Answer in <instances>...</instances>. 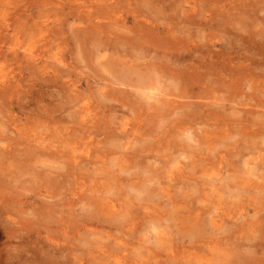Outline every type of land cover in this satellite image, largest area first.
<instances>
[{
    "label": "rangeland",
    "instance_id": "374dc122",
    "mask_svg": "<svg viewBox=\"0 0 264 264\" xmlns=\"http://www.w3.org/2000/svg\"><path fill=\"white\" fill-rule=\"evenodd\" d=\"M193 6H198L199 10L194 11ZM189 11L195 12L197 16L195 21H193L195 14ZM202 11L207 12L205 19V14L201 13ZM220 14H223V19L226 21L219 22L218 15ZM250 15L254 22L256 19L257 26L252 25L247 32L241 30L243 37L247 36L245 37L247 42H244L245 47L241 46L242 42L237 43L236 49L233 50L234 53L231 52L230 56L234 68L239 66L243 68L241 71L240 67L235 70L240 73L244 70V74L239 75L237 71L234 73H237V76H234L237 77L236 80L233 79L236 88L232 87V90L230 88L231 92L228 91V87H219V92H213L214 96L220 98L218 103L221 104H213L214 99L211 102L213 107L210 108L214 109L213 111H216L217 115L223 114L226 118L231 117L232 121L240 118L244 125H248V121L256 116L253 113L240 112V110L250 108L248 103H253L251 104L252 108L264 112V106L262 108L254 106L260 104V101H264V87L261 92L260 88L257 89L258 86L249 84L252 75H264V71H262L264 70V47L261 48L262 50L255 49V44L252 42V45L249 38L252 30H261L264 27V0H162L161 3H157L156 0H0V46L16 49L21 55L26 49L46 54L43 59L36 61L38 67L36 72H39L40 75L35 76L31 70L30 74L28 69L23 72L18 69L15 74L19 85L15 87L14 97L8 103L0 100V146L13 144L14 155L20 157V161L17 160L16 163L22 165L30 162L28 158L32 159L34 156L29 152L33 146H39L38 139L46 138L45 145L39 146L38 153L44 154L43 150L50 143L61 145V147L63 145L59 155L62 158L57 160L50 158L48 162L41 163L40 167L37 166L39 171L41 168L43 169H41V173L47 169L44 173L47 175L50 173L49 171L52 174V170L56 168L51 166L58 165L57 162L61 163L60 160L69 158L74 160L77 155H83L84 159L77 163L78 173L76 175L80 178L78 182L86 184L83 190L91 186L94 188L97 185H102L104 188L102 187L101 190L104 192L98 196L102 198L108 196L112 202L114 200L118 204V208L128 205L136 211V216L131 218L132 222H124V227H115L112 233L116 237L122 238L121 242H126L125 246L130 250V253H125L128 254L124 258L125 264L127 262H129L128 264H182L183 261L185 264L186 257L189 259L194 256H197L200 264H222L224 261L220 258H226L223 254L230 251L238 253L237 255L233 254L235 258L238 257V259L234 258V261L246 262L245 264H264V230L260 229L256 232L257 229L252 228V225L247 221L257 220L259 215L264 216V188L259 186L260 184L264 186V168H259V170L257 168L255 175L249 172L252 166H255L257 162L260 163L264 158L263 136L251 138L248 135L237 134L232 139H224L220 136L221 139L213 138L210 142L204 143L201 149L199 147L200 140L196 135H202L203 130L211 132L213 129H217L218 123L214 119H211V124L208 123V125L201 123L204 120L194 125L197 129L199 128L194 133L196 142L179 134L170 137V131L174 126H177L176 123L178 124L179 120L184 119L190 107L179 108L180 113L176 112L180 115H177L175 111L176 114H171L170 111H167L170 110L168 109L170 107L166 106V112L158 110L157 107L161 102L141 96L139 93V91L149 93L152 88L158 87L171 92V85L174 81L172 74L174 75L176 67L186 68L185 65L165 66L162 71H159L161 77L158 82L156 77L148 76L149 70L147 69L151 68L148 66L149 62L161 61L159 58L168 50L169 52H180L189 57L192 55L186 48L189 44L193 50L206 46L198 36L201 35L200 31L211 34L214 42L209 43L211 45L209 48L214 51L213 55L217 57L222 51L220 45L225 44L223 35L227 32V29L220 25L229 22L231 33L228 36H235L233 34L240 33L236 30L237 20H248ZM81 16L90 19V21L81 24L80 20L75 19ZM139 20L146 21L148 26L149 21L155 24V31L149 33L155 38L154 43H143V40L136 41L135 44L129 43V41L125 43L128 36L136 35V33L132 34L131 30ZM201 21L209 23L204 26L200 24ZM186 24L192 25L193 29ZM231 25H234V28ZM80 27L84 28L81 29L83 38L75 35V29ZM94 28L95 31L99 28L104 31L100 34L94 33V35L91 32ZM172 30L175 32L174 35L179 38L175 40L171 37L166 40L163 35H169ZM190 34L193 37L192 40H189ZM46 36L49 38L44 40ZM158 38L159 41H157ZM234 39L237 38L234 37ZM193 40L196 43H193ZM45 41H48V46H45ZM109 41L116 44L117 51L112 48L99 54L101 48ZM247 44L250 49L253 48L252 51L247 49ZM161 46H166L164 51ZM158 47H160L159 52L152 51ZM203 49L198 50L195 54V62H187L186 65L200 64L199 58L204 59L200 62L206 61L207 63L208 61L214 63L218 60L216 57L211 58V55L208 54V47ZM128 52L139 57V61H137L140 65L139 70L146 72L144 75L136 72L132 74L135 81L138 79L136 84L142 88L141 90L135 87L131 90L123 85H115L118 84L116 80L119 79L124 66L122 67L118 61H114L112 58L119 56L120 59L123 57L130 59ZM146 52H148V56H146ZM61 56L65 57L68 62H72L77 68L73 71L72 76H65L59 69L56 71L49 69L48 73H44L43 69L47 62L43 61L54 63ZM166 61L164 60L162 63L165 64ZM8 69L10 68L0 62V80ZM208 70L202 71L204 73L202 81H204L203 84L202 81L200 85L198 84L203 88L200 90L197 86L194 87L197 89L196 91H202L201 95L203 96L208 95V93L204 95V90L215 89L217 86V83H213L214 85L211 87L208 86L211 85L210 80H214V82L216 80V76L211 74L214 71ZM205 74L211 78L209 76L207 78ZM56 76L64 77L55 81ZM246 78L248 79L246 80ZM262 78V86H264V76ZM70 79L69 85L74 81H76V85L73 83L70 87L66 84ZM252 79L254 80L255 77L253 76ZM12 82L11 78V84L6 85L3 90L9 91L7 88L12 86ZM108 84L109 87H107ZM259 85L261 86V84ZM0 89L2 90V88ZM106 91H109L110 96L103 95L102 92ZM209 96H207V102L210 99ZM2 98L10 99L11 97L0 96V99ZM187 100L192 101L184 99L183 102ZM201 101L204 102L205 99ZM207 102L204 103L208 104L209 102ZM197 110L201 112L204 109ZM161 112L167 114L162 115ZM49 114L56 118V124L47 120ZM160 115L162 116L160 117ZM11 116L13 117L11 118ZM178 116L179 118H177ZM185 118L188 119V117ZM190 119L194 120L192 116ZM261 119L264 121V118ZM2 123L6 126L3 127ZM214 123L216 126H212ZM243 123L240 127L244 126ZM229 124H232L231 121ZM54 125L55 127H52ZM67 126L74 127V129L66 130ZM195 127L193 128L195 129ZM235 127L234 124L229 129L236 130L237 127ZM71 130L73 131L71 132ZM150 131L153 132V137L149 136ZM222 132L227 133L225 130ZM236 141L243 144L240 152L244 155L232 152L237 145ZM151 144L155 145L151 146ZM245 145L252 146L254 151L244 148ZM146 148L149 150L146 153H141L142 156L138 158V162L133 158L136 166L132 171L126 173L121 171L118 159L121 158L123 152H141ZM230 150L234 155L236 154L235 160L242 159L239 166L240 175L253 182L252 186L245 191L233 189L230 186L234 183H230L232 179L226 178L219 182V175L208 176L205 171V168L208 169L206 162L198 161L191 164L193 157L195 160H199L200 156L204 160L208 158L217 160L215 158L217 152L229 153ZM84 153L86 155L90 153L91 157H87ZM155 154L163 157L153 166L152 163L156 162L153 158ZM195 154L199 156H195ZM59 156L56 153L54 158ZM229 158L230 156L226 159ZM100 159L106 160V164L102 163ZM50 160L53 164L55 160V164L52 165ZM90 160L98 161V163L93 166ZM245 161H248L249 164H246ZM5 162L2 169L0 168V195L7 196L4 198L6 203L5 199L9 200L14 196L19 198L18 194L21 193L20 198L23 199V203L19 205L11 200L6 206L7 208H0V264H41V261L46 260L44 259L45 254L49 251L52 252H50L48 260L52 263H56L55 260H57L60 264H117L111 257L103 255L98 245L96 246V240L101 239V235H93L91 239L85 240V238L88 239L89 233H87L86 227L81 229L80 227L88 218L86 217V215L88 216L87 210L89 209L91 212L95 205L90 206L89 202L86 203L87 205L85 204L86 206L82 205L81 201L85 195L80 192L78 188L80 185L72 182L77 178L70 177L71 182L69 181L64 187L57 190L61 191V193L56 192L57 198H52L56 187H46L41 174L33 173L31 166L26 163L23 170H20L11 167L14 162L12 164L8 160ZM164 163L167 165L160 170L162 171L161 176H155L152 173L153 170L162 167ZM45 164H51V166ZM179 167L183 169V172L179 170ZM57 170L53 175L56 176V173L62 169ZM72 171L74 170L72 169ZM114 171L117 172L116 175ZM223 172L226 173V176L228 175L225 169ZM150 176L155 177L154 182L147 179ZM121 177L125 180L124 182L121 181ZM114 178L120 180V184H116L118 188L113 189L115 193L108 194L107 187H110V184L114 182ZM146 179L147 181H145ZM141 182L145 188L147 187L149 193L145 190L142 193H136L133 190V188H137V185L142 184ZM227 183L229 184L227 185ZM225 184L226 186H223ZM75 190L76 194L73 193ZM87 194L91 196L93 193L88 191ZM144 197L147 198L144 199ZM5 203L2 202V204ZM87 207L89 208L86 210ZM257 208L261 212L258 215H256ZM241 213H247L248 216L241 221L246 223V226L241 230L248 227L249 231L240 234L236 233L237 226L232 225L230 221L237 220ZM73 216H78L77 220L79 221H74ZM231 217L236 219L232 220ZM62 218L63 221L59 220ZM25 220L26 222H23ZM261 220L264 226V217ZM67 226L73 227L70 228L73 231H70L74 235H65L64 229ZM131 227H137V231ZM110 228L108 227V229ZM46 229L48 230L46 231ZM108 232H104L105 242L112 245L113 241L112 238H109ZM52 236L59 242L51 241L50 237ZM157 237L159 241L156 243H163L165 248L158 247L154 243ZM253 237L256 240L250 239ZM149 238L153 240L147 243L146 239ZM50 242L53 247H50ZM256 243H261L262 246L255 247L253 244ZM115 247L116 244H113L112 249L115 250ZM138 247H142L144 253L147 251L146 248L154 247L160 256L154 259H150V256L148 258L140 257L134 251ZM55 248L58 253L54 254ZM121 253L123 251L117 252L119 256L122 255Z\"/></svg>",
    "mask_w": 264,
    "mask_h": 264
},
{
    "label": "bare ground",
    "instance_id": "6f19581e",
    "mask_svg": "<svg viewBox=\"0 0 264 264\" xmlns=\"http://www.w3.org/2000/svg\"><path fill=\"white\" fill-rule=\"evenodd\" d=\"M161 1L162 0H156L157 3H161ZM248 1H250V0H248ZM193 9H194V11H198L199 10L198 9V6H195V7L193 6ZM189 12L195 14V12H193V11H189ZM201 13L205 14V17H204V19H205L207 17V12L206 11L205 12L202 11ZM186 14H187V12H186ZM222 16H223V14L218 15V20H219L220 23L226 21L225 19H223L224 16L223 17ZM121 17H122V15H121ZM212 17L215 19L214 16H212ZM212 17H211V19H212ZM196 18H197V16L195 14V16L193 17V21H195ZM75 19L80 20V23L81 24H83L86 21H90V19H87V18L82 17V16L81 17H77ZM221 19H222V21H221ZM247 19L248 20H237L238 26L236 24V27H237L236 30H238V32H240V33L237 34V35L236 34H233L235 36H231V35L228 36L231 33L230 27H229V22L227 24H225V25H222V26L220 25V27L226 28L227 29L226 30L227 32L223 35V38L225 40V44H221L220 45L222 51L219 53V55L217 57L215 55H213V52L214 51L210 50V48H209V47H211V45L209 43L211 41L214 42L213 38H211V34H206V33H203L202 31H200L201 35H198V36H200L199 38L201 39V41L205 42L206 46H201V47L196 48L195 50H193V47H191L190 44H189V46L186 47L187 49H189V53L192 54L189 57L181 54L180 52H169V50H168V51H165L162 54V56L159 58V60H161V61L149 62L150 64H148V66H150L151 68H148L147 69V70H149L148 76H150V77H156V79L158 80V82L160 81V77H161L159 75V71H162L165 66H169V65H173V66L185 65L186 68H184V69L176 67V70L174 72V75L172 74L173 72L171 73L172 76H174V81H173V84L171 85L172 86V88H171L172 91L171 92L165 91L162 87H158L156 89L155 88H152V90H150L149 93H147L146 91H139L142 88L137 86L136 81L138 82V79L135 81V79L132 78L134 76L132 74L136 72V73H140L141 75H144L146 72H143V71L139 70L140 65L137 62V61H139V57L138 56L135 57V55H133L132 52H128V55L131 57L130 59H127L126 57H123V58L120 59L119 56L112 58L114 61H118L122 65V67L124 66L123 69H122V71H121V73H120V75H119V79L116 80V83H118V84H115V82L114 83L112 82V83L115 84V85H123V86H126L127 88H129L131 90L134 87L135 88H138L139 90H136V91H139V93H140L141 96H145V97L150 98V99H155L157 102H161L160 106L157 107L158 110H161V111L162 110H164V111L167 110L165 108H167L166 106H168V107H170V108H168L170 110H167V111L168 112L170 111L171 114H173V113L176 114L179 111V108H182V107L183 108L184 107L185 108L190 107V110L189 111L188 110H185L186 112L188 111L189 113L187 112L188 114L186 113V116L184 115L185 117H188V119L184 117V119L179 120L178 121V124L176 123L177 126H174V128L170 131V137L171 136H174L176 134H179V135L186 136L187 139H189L190 141L196 142V138L194 137L195 136L194 133L199 128L197 129L194 125H196V123L199 124L203 120H204V122H201V123L203 125H204V123H205V125H208V123L211 124V121H212L211 119H214L218 123L217 129H213L211 132H209L207 130H203V134L202 135H196V136H198V138L200 140L199 147L201 149L203 148L202 146H203L204 143L210 142V140H212L213 138H215L216 140L217 139H221L222 137L224 139H226V138L232 139V137L235 136V135H237V134L248 135V136H251V138L263 136V139H264V121H263V119H261V118H264V112H260L259 110H256L257 108L256 109L252 108L253 105H251V104H253V103H248V106L250 105L249 106L250 108L248 110L247 109L240 110L241 113H243L245 111V112H248V113H253L254 115L256 114V116L254 118H252V119H250L251 116L249 114V119L250 120L248 121L249 122L248 125H246V124L244 125V123L241 122L242 120L240 118L239 119H234V121H232V118L231 117L226 118V116L223 115V114L217 115V112L216 111H213L214 109L213 110L210 109V108L213 107L211 105V102H213L214 99H215V101L213 102V104H217L218 101L220 102V98L213 95V92H219L218 91L219 90V87H222V88L223 87H228L229 88L228 91L230 90V88L232 90V87H234V89L236 88L235 87L236 84H235V81L234 80H236L237 77L235 78L234 76L235 75L237 76V73L236 74H234V73L237 71V70H235L237 67L234 68L233 67L234 66L233 65L234 63L231 64L232 63V58L230 57L232 55L231 52L234 53L233 50L236 49L237 43L240 44V42H242L241 43V46L242 47H245L244 42H247L246 41V38H245L247 36L243 37V35L241 34V30L242 31L243 30L244 31L246 30V32H247L248 29L250 30L249 27H252V25L257 26L256 19H255V22H256L255 23L253 21L251 15ZM123 20L126 21L125 18H123ZM208 23L207 22L204 23L203 21H201L200 24L206 26ZM239 25H240V27H239ZM186 26H189V28L191 27V29H193L192 25L186 24ZM231 26H232V28H234L233 27L234 25H231ZM81 29H84V28L83 27L82 28L80 27V28L75 29V35L76 36H80V37L83 38ZM102 31H104V30H101L100 28H99V30H96V31H95V28L91 30L92 34H94V33L95 34H100V32H102ZM154 31H155V24L153 22L149 21V26H148L146 21H140L139 20V21H137L135 27L131 30L132 34L133 33H136V35L134 37L128 36L127 39H125V43H128V41H129V43H134L135 44V42L136 41H139V40H141V41L143 40V43L144 42H152V43H154L155 38L152 36V34H149L150 32H154ZM127 33H128V31H127ZM174 33H175L174 30H172L169 35H163V37L166 38V40L168 38H171V37L176 40L179 37L177 35H174ZM105 35H106V33H105ZM191 36L192 35L190 34L189 40L190 39L191 40L193 39V37H191ZM234 37H236L237 39H234ZM256 37H260V38H257L256 39ZM48 38L49 37L46 36L44 38V40H47ZM249 38H250V43L253 42L255 44V47H254L255 49H257V50L259 49L260 50L261 48H263L264 47V27H262L261 30H257V29L252 30L251 31V34L249 35ZM181 39H182V37H181ZM157 41H159V38L157 39ZM45 42H46L45 43V46H48V44H49L48 41H45ZM193 43H196V41L193 40ZM253 43H252V45H253ZM60 46H62V44H60ZM161 47H163V51H164L166 46H161ZM207 47H208V50H209L208 51V54L211 55V58L213 59V58L216 57V59H218L217 61H215L216 63L215 62L213 63L211 61H208V63L206 61L200 62L203 58L202 59L199 58L198 61H199L200 64H197L196 66L195 65H190V66L186 65L187 62H190V61L191 62H195V58L194 57H195V54L198 52V50L203 49V48H207ZM112 48L117 51L116 44L109 41L107 44H105L101 48V51H100L99 54H102V52L109 51ZM159 49H160V47L155 48L153 50L151 49V50L153 52H159ZM247 49H249V50L252 51L253 48L250 49V46L247 44ZM249 53H250V51H249ZM147 54H148V52H146V56L149 55V54L148 55ZM252 54H254V53L252 52ZM43 56L45 57L46 54L35 53V51H31V49L24 50L23 55H21L20 52L18 50H16V49H11V48H7V47H4V46H0V62H1V64H4L8 68H10V69L7 70V72L5 74H3L1 76L3 78L0 80V88H2V90L0 89V96L11 97L10 99L2 98V99H0L1 101L2 100H3V102H6L7 101V103H8V102H11L12 98L14 97L15 87H17L19 85L18 84V81H16V78H17L16 76L17 75L15 74V72L18 69L21 72H23L24 70L28 69L29 71L30 70L33 71L35 73L34 74L35 76H39L40 75V74H38L39 72H36L37 69H38V67L36 65V61H38V59H43L44 58ZM255 57H257V56H255ZM242 58L244 59L245 57L243 56ZM164 60L165 61L167 60L165 64L162 63ZM233 61H234V59H233ZM249 61H251V60H249ZM43 62H47V64H45L44 69H43L44 73H48V70L49 69H54L55 71L57 69H59L60 71L63 72V74L65 76H72L73 71H75V69H77L73 65L72 62H68L66 60V58L63 57V56H61L60 58H57L56 59V62H54V63H50L48 61H43ZM26 63H27V65H26ZM240 65H242V64H240ZM239 67H240L239 70L241 71V69H243V68L241 66H239ZM206 69H209L210 71H214L211 74L216 76L215 82H214V80L211 81L209 79L210 80L209 83L211 85H208V86L211 87L212 85H214L213 83H217L216 85L218 86V87L216 86L215 89L214 88L213 89L210 88L211 89L210 90V89L207 88V90H204V92H205L204 95H206L207 93H208L207 96H209L210 94L213 95V96H209L210 97L209 100H211L210 102L208 100L209 103L206 101V99L208 97L201 95L202 94V91L198 92V91H196L197 89L194 88L195 86H197L198 89H200V90L203 88V87L198 86V84L200 85V83H201V81L203 79L202 76H204V73H202V71H204ZM254 69H256V68H254ZM2 70H4V67H2ZM31 71H30V74H31ZM262 71H264V70H262ZM237 72L239 73V75L244 74L243 73L244 70L241 73L239 71H237ZM163 73H165V72H163ZM208 74L210 75V73H208ZM208 74L207 75L205 74L207 76V78L209 76ZM251 74H253V73H251ZM258 74H260V73H258ZM245 75H247V74L245 73ZM245 75H243V76H245ZM35 76H33V77H35ZM253 76L255 77L254 80L252 79ZM263 76L264 75H260V76H258L256 74L255 75H252L249 84L251 86H254V85L256 87L258 86L257 89L260 88L261 92H263L262 90H263V87L264 86H262L263 83L261 81V80H263V78H262ZM62 77H64V76H56L55 77V81L56 80H59ZM11 78H12L13 82H12V86H10V88H7L9 91L3 90L6 85L9 86L11 84ZM243 79H244V77L242 78V80ZM247 79L248 78H246V80ZM238 80L240 81L239 77H238ZM238 80H237V82H239ZM52 81H53V79H52ZM70 81H71V79L68 82H66V84L69 85ZM203 81H202V84H203ZM206 81L208 83V80H206ZM75 82L76 81L72 82L69 86L71 87L73 85V83H75ZM246 83H248V82H246ZM242 84L244 85V83H242ZM259 84H261V86ZM75 85H76V83H75ZM115 85H113V86H115ZM107 87H109V84H108ZM204 87H205V84H204ZM104 88L106 89V87H104ZM159 88H161V89H159ZM205 89H206V87H205ZM175 90L177 92H174ZM208 90L211 91V92H209ZM231 90H230V92H231ZM206 91H208V92H206ZM102 93H103V95L105 97L110 96L109 91L102 92ZM226 95H228V94H226ZM222 96H224V95H222ZM255 96L256 95L254 94V97ZM251 97H253V96H251ZM179 99H183V100L184 99L185 100L186 99H189V100H192V101H188L187 100L186 101L187 103H186V102H183V100H179ZM203 99H205L204 102H207L208 104H205L204 102H202L201 100H203ZM222 100H223V98H222ZM241 100H244V99H241ZM251 100H252V98H251ZM240 102H238V103H240ZM218 104L220 105L221 103H218ZM262 104H264V101L263 100L260 101V104H257V105H254V106L255 107H259V108L261 107L262 108L264 106ZM172 108H173V110H171ZM199 108L204 109V110L201 111V112H199L197 110ZM228 108H231V107H228ZM174 111L175 112L177 111V112L175 113ZM238 112L239 111L237 110V113ZM69 113H71V112L69 111ZM178 113H180V111ZM178 113H177V115H180ZM164 114L166 115L167 113H162V115H164ZM168 114H170V113H168ZM184 114H185V112H184ZM214 114H215V116H214ZM49 115H50L49 117L47 116L48 117L47 120L50 123L56 124V118L54 116H52L51 114H49ZM97 115H99V114H97ZM162 115H160V117ZM191 116L193 117L194 120H191L190 119ZM3 117H6V116H3ZM12 117L13 116H11V118ZM177 118H179V116ZM36 119H38L37 116H36ZM143 119H145V118H143ZM229 121H231L232 124H229ZM241 123H243L244 126L240 127ZM5 124H7V123H5ZM234 124L236 125L237 129L236 130L229 129L230 126L231 125H234ZM249 125H251V126L249 127ZM2 126L4 127L6 125H4L2 123ZM212 126H216V124L214 123ZM225 126H227L228 128H224ZM52 127H55V125L52 126ZM193 127H195V129ZM65 129L66 130H70V129H74V127L72 128V127H68L67 126V128H65ZM222 130L227 131V133L226 134L223 133ZM72 131L73 130H71V132ZM126 131L127 130L125 128V132ZM145 133H147V132H145ZM152 133L153 132L150 131L149 132V136H152ZM220 136H222V137H220ZM143 140L145 142L146 138L143 139ZM37 141H38L39 146L45 145L46 138L38 139ZM249 141L250 140L248 139V142ZM170 142H172V141L170 140ZM236 143H237V145L234 147L235 149L232 152L233 153H236V154H241L242 152H240V150H241V146L243 147V144H240L239 141H236ZM131 144H134V143H131ZM154 145L155 144H151V146H154ZM39 146L38 145L33 146V148L31 149V152H29V153L32 154V156L33 155L34 156L32 157V159L28 158L30 162H26L27 165L31 166L30 168L33 171V173L34 172H37V173L41 174L42 180L44 181L46 187H51V188L56 187L57 188V189L55 188L56 190L54 189L55 194L52 195V198H57L56 192H60L61 193V191H57V190L60 189V188H62V187H64V185H66L69 181L71 182V180H69L70 177H74L75 179L77 178V180H73L72 182H73V184L78 183L80 185L78 187L79 190H80V192L84 193V195H85V197L82 198V201H81L82 205H85L88 202L90 203L89 204L90 206L93 205V204L95 205V208H93L94 210H91V212L88 209L89 207L86 208V210L88 209L87 210L88 211V213H87L88 216L86 215V217H88V218H87V220L84 223L81 224V227L78 225L80 227V229L82 227H86L87 228L86 230L88 231L87 233H89L88 235H89L90 238L89 237H88V239L85 238V240L91 239V237L93 235H97V234L101 235L102 236L101 239H97L96 240V242H97L96 246L98 245V247L100 248V252L103 255H107V256L111 257V259H114L117 262V264H121V263L122 264H125L124 263V258L127 257V255H128V254H125V253H128V252L130 253V250H128V248L125 246L126 245V242H121V239L122 238H120L119 236L116 237L115 234H112V233H113V230L115 229V227H118L119 228V227L123 226L124 225V222H132L131 221V218H133L134 216H136L135 215V213H136L135 209L134 208H133L134 210L131 209V207H129L128 205H123L122 208L121 207L118 208V204H116L114 202V200L112 202L111 199L108 196H107V198H102L101 196H98V194L104 192L103 190H101L102 187H103L102 185H97L94 188H93V186H91V187L83 190L84 187L86 186V184L83 183V182H78L80 180V178H78V176H76L77 173H78L77 172V163H80L81 162L80 160H83L84 159V156L83 155H77L74 160H72L71 158H69L67 160H62V161L60 160L61 163L57 162L58 165L55 164V160H54V164L56 165V167H54L55 165L53 163H51V162H52L53 159H56L57 160L58 158H62L59 155L61 154V148L63 147V145L61 147V145L58 146V145H56L54 143H50L45 148V150H43L44 151V154L43 153H38ZM123 146H125V145H123ZM163 148H165V147L163 146ZM244 148H246V149H249L250 148L251 151H254V148L252 146H249L248 147V146L245 145ZM148 150H149V148L142 149L141 152L140 151H137L139 153H137L136 151L134 153H132V152L131 153H125V152H123L121 158L118 159V161H119L118 166H120L121 171H123L125 173L126 172H129V171H132V169H134L135 166H136V164H135L136 162L134 163L133 158H135L136 161L138 162V158L142 156L141 153H146ZM156 150H158V149H156ZM14 151H15L14 150V145L11 144V143L0 146V168L1 169H2L3 165L6 163L5 161L8 160L10 162V164H12L14 162L12 164L13 166H11L12 168L13 167H16V168H18L20 170H23V168L25 167V164L26 163L25 164H22V165H17L18 163H16V161L17 160L20 161V159H19L20 157L15 156L14 155ZM238 151H239V153H238ZM232 152H231V150L229 151V153H223V152L222 153H219V152H217V154L215 156V158L217 160H213L212 158H208L207 160H204L203 157H201V156L199 157V160H195V157H193L191 159L192 160L191 164L197 163L198 161L206 162V165L208 164V169L205 168L206 166L204 168H205V171H207L206 174L208 176H211L213 174L219 175V180H218L219 182L222 179H226V178L232 179L230 181V183H232V182H234V183L230 184V186L233 189L236 188L237 190L245 191L247 188L249 189V187L252 186V183L253 182L250 181L251 179H246V178H244V177H242L240 175L241 170L239 169V166L242 163V159L235 160L234 158L236 157V154L234 155ZM56 153H57V155L59 157H57V158L55 157L54 158V155ZM85 153H84V155H86ZM242 154L244 155V153H242ZM86 156L87 157L88 156L91 157V154L88 153V155H86ZM153 156H154L153 158H155V161H156L155 163H152L153 166H154L157 162H160L162 160L161 157H163V156H160V155H157V154H155ZM195 156H199V155L195 154ZM228 156H230V158L229 159H226ZM50 158L52 159V160H50V163L52 165H54V166H51V164H45V165H49L52 168H56V169L55 170L54 169L52 170V168H50V170H52V174H50L51 171H49V170L48 171L50 173L48 172L49 173L48 175L47 174H44L47 169H45L44 173H41L40 171H41L42 168L39 171L37 166L40 167L42 165L41 163L48 162V160ZM100 161L102 163L104 162V164H106V160H101L100 159ZM90 162L93 164V166H95L98 163V161H92V160H90ZM22 163H24V162H22ZM245 163L246 164H249L248 161H245ZM65 165H66V167H65ZM166 165H167V163H164L162 167L157 168V169H154L152 173L155 176H161L162 171H160V170L163 169V168H165ZM261 165H263V166H261ZM262 167L264 168V158H263V160L260 163L257 162L255 166H252L250 168V171L249 172H250V174L255 175L256 174V171L255 170L257 168L259 170V168H262ZM59 169H62V170L59 171ZM72 169L74 171H72ZM224 169L228 173L227 176H226V173L223 172ZM56 170L59 171V172L56 173V176H55L53 174L55 173ZM84 170L88 171L87 169H84ZM179 170L183 172V169H181V167H179ZM114 173L116 175L117 172L114 171ZM263 178H264V176H263ZM138 179L140 180V178H138ZM147 179L149 181H153V182L155 181V177L154 176H150ZM147 179L145 181H147ZM121 181L124 182L125 180L121 177ZM136 183H137V181H136ZM116 184L117 185L120 184V180H117L116 178H114V182L112 184H110V187H107L108 194L109 193H115L113 189L114 188H118V186ZM228 184L229 183H227V185ZM139 185H137V188H133V190L136 193H138V192L142 193L144 190H145V192L149 193L148 190H147V187L145 188L143 186L144 185L143 183L142 184H139ZM223 186H226V184L223 185ZM259 186L262 187V188H264V186H262L261 184ZM88 191H91L93 194L90 196L89 194H87ZM73 193L76 194L77 193L76 190ZM18 195H19V198L22 196L21 193H19ZM140 196H142V194H140ZM6 197H7L6 195H4L3 197L0 195V204H1L0 208L1 209H3L4 207L7 208L6 206L8 205V203H10L11 200H12L13 203H16V204L18 203L19 205H21L23 203V201H22L23 199L20 198L21 199L20 200L16 196L11 197V199H9V200L8 199H5V201H7L5 203L4 202V198H6ZM146 198L144 197V199H146ZM2 202L5 203L6 205L5 204H2ZM42 206H44V205H42ZM46 206H48V205H46ZM245 209H247V208H245ZM260 213L261 212L257 208L256 209V215H258ZM246 214L247 213H241L240 216L237 217V220H233V219H236V218L235 217H231V219L233 221H230V223L232 225H236L237 226L236 233H240L241 234V232L242 233L243 232L247 233L249 231L248 227L245 230H241V229H243L244 226H246V223L241 222L243 220V218L248 217ZM83 216H84V214H83ZM259 216H258L257 220H247L252 225V228L255 227L257 229L256 232H258L260 229H262V231L264 230V226H263L262 220H261L262 217H264V216H260V217ZM52 217H50V219H52ZM72 218L74 219V221H77V222L79 221V220H77L78 216L77 217L73 216ZM59 220L63 221V218L62 219H59ZM23 222H26V220L23 221ZM19 223H21V222L19 221ZM71 225L73 226L74 224H71ZM135 225H137V224H135ZM108 227L109 228L111 227V228L108 229ZM70 228H73V227H68L67 226L66 229H64V233H65L66 236L67 235L68 236H71L73 234L71 232L73 230H71ZM131 229H133L134 231L135 230L137 231V227H134V228L131 227ZM47 230L48 229H46V231ZM106 231H109L108 232L109 238H112L113 244H116L115 250L112 249L113 248V244L112 245H109V244H107L105 242L104 232H106ZM254 232H255V230H254ZM46 233H48V232H46ZM50 236H51V234H50ZM50 238H51V241H58L59 242V240L57 238L53 237V236L50 237ZM243 238H245V237H243ZM250 239H252V241H254V239L256 240L255 237L250 238ZM151 240H153V239H150V238L149 239H146V242L148 243ZM158 241H159V239L157 237V239L154 241V243L157 244L158 247L161 246V248H165V245L163 243H159V244L156 243ZM212 241H214V240H212ZM149 244H152V243H149ZM253 245L255 247H258V248H259V246H262L261 243H256V244H253ZM263 245H264V243H263ZM50 247H53V245H52L51 242H50ZM149 247H151V246H149ZM138 248H135L134 251H135V253L137 255H140V257H143V258L144 257H147L148 258V256H150V259H154V258H157V256L158 257L160 256V253L157 250H155L154 247L153 248H146L147 251L145 253H144V250L141 249L142 247L139 248V249ZM55 250H56V248H55ZM139 250H140V252H139ZM120 251H123V253H121L122 254L121 256H119L117 254V252H120ZM50 252H52V251H49L48 253L45 254L44 259H46V260L45 261H41V264H56V263L60 264L57 260H55L56 263H52L51 261L48 260L49 255H50ZM53 252H54V254L55 253H58L57 250L56 251H53ZM233 254L237 255L238 253H234V251L233 252L230 251L227 254H223L224 257H226V258H224V259L220 258V260L224 261L222 264H245L246 263V262L240 263L238 261H234L235 255H233ZM235 259H238V257L235 258ZM128 263L129 262H127V264ZM183 263H184V261L182 262V264ZM200 263L201 262L198 260L197 256H194V257L189 258V259L186 257V260H185V264H200ZM210 264H213V263H210Z\"/></svg>",
    "mask_w": 264,
    "mask_h": 264
}]
</instances>
